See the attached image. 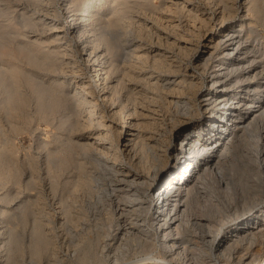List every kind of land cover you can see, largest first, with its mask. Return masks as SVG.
Segmentation results:
<instances>
[{"label":"bare ground","instance_id":"6f19581e","mask_svg":"<svg viewBox=\"0 0 264 264\" xmlns=\"http://www.w3.org/2000/svg\"><path fill=\"white\" fill-rule=\"evenodd\" d=\"M83 3L80 18V3L62 1L73 12L62 36L56 27L54 36L17 45L33 69L0 64L1 109L10 113L30 103L36 122L52 121L62 110L57 124L65 132L59 144L41 145L50 146L42 161L55 207L46 202L36 164L25 181L17 173L19 202L0 209V217L6 223L19 212L22 227L31 212V227L18 243L17 230L0 225V264H24V255L39 264L48 252L55 264L264 260V37L256 27L264 25V0H162L173 10L167 21L182 24L184 36L161 34L157 24V40L149 43L118 35L129 28L131 9H154L149 0ZM67 36L82 44L93 82L78 78L68 43L50 49L42 40ZM61 179L65 191L56 198ZM56 230L65 233L66 253L55 247ZM139 252L158 259L123 262Z\"/></svg>","mask_w":264,"mask_h":264},{"label":"rangeland","instance_id":"374dc122","mask_svg":"<svg viewBox=\"0 0 264 264\" xmlns=\"http://www.w3.org/2000/svg\"><path fill=\"white\" fill-rule=\"evenodd\" d=\"M62 1L63 0H48V1L47 0H0V10L4 11V14H2V16L0 17V64L1 65H4L5 67H9V68H14V69H19V66L26 68V69H29V70L33 69L31 66H29L25 63V61L23 60V58H24L23 54L24 53L19 50L17 45H19V43H22L28 39L33 40V39H37V38L41 39L44 37L49 38L48 35L50 36V34H51V36H54V31H55L56 27H57L56 30L62 31L58 34V37L62 36V34H64V33H66V28L68 26V21H69L68 16L73 14V12H72V9L70 10V9L65 8L62 4ZM75 1H77L78 3H80L82 5L80 8V11L78 13L80 16L81 11L85 9V4L83 3L84 0H75ZM161 2H162V0H160V3H159V0H149V3L151 4L152 7H154V9L153 8H142V7H140L141 9H139V7H136V9H135V7H134L135 11H134V9L133 10L131 9V11H133V12H131L132 18L134 17V15H137V16L141 17L143 20L140 21L141 22L140 25H138L137 22L135 23L136 24L135 25L131 21L132 18H130V20H128V22L130 23V25L128 26L129 28L126 27L128 30L125 28V30H127V32L125 30H123V28H119L121 33H118V35L124 36V34H125V36H126L128 34L130 37L135 38V39H137V38L141 39V41H144L145 43H149L150 41L152 42V40H154L153 42H155V40H157L156 38H157V35L159 32V30L157 31V29H156L157 24H158V26L160 27V33L161 34H163V31L166 30V32H169L175 36H176V34H177V36H181V35L184 36V34L182 32V24L178 23V25H176V28H177L176 29L174 27V24L173 23L170 24V22L167 21V19H166V17H168L169 14L170 15L173 14L172 8L171 9L169 8L168 10L165 9L168 7H166L165 5H164L165 6L164 7L163 3H161ZM68 10H70V12ZM163 10L166 13H164ZM157 11H161V13L159 12V14H158ZM25 13H27V14H25ZM100 13H98V15ZM27 16L32 17L33 20H27V22H26L25 17H27ZM82 16L83 15L81 14L80 18H82ZM39 20H43L44 22H38ZM31 21H32V25H31V23L29 24V22H31ZM33 22H35L36 24ZM137 27H139V28H137ZM256 27L258 29L259 34L262 35V37H264V25L260 26V23H259V24H257ZM114 31H116V29ZM122 32H124V33L122 34ZM151 34H152V36H151ZM13 36H15V38L12 39ZM185 36L188 37L189 35H185ZM151 38H152V40H151ZM42 40H46L44 42V44L47 45L48 47H50V49H51V47L53 48L55 45H60L62 47H67L69 45L68 46V48H70L69 50L73 52V53L72 52L71 53H72L73 57L75 58V60H77V61H75L76 62L75 65L77 67V73H79V75H80V76H78V78L79 79H87L88 78L92 82L94 81V79L90 75L91 69H92L91 66L82 60V57L80 54L82 44L79 43V41H77V39L76 40L71 39L70 37L67 36V38H64V39L59 38V40H58L59 43H57V40L56 41H50L52 39H42ZM162 40H164V39H162ZM60 41H62V42H60ZM63 42L66 44L64 45ZM67 43H68V45H67ZM77 64H79V65H77ZM149 66L151 68V61H147L146 69H149ZM78 68L79 69L81 68V69L79 70ZM18 90H19V87H18ZM23 90H24V88H23ZM25 94L27 95V97L26 96L25 97L27 99H30L29 91H27ZM28 107L31 108L30 103L29 104L28 103L23 104L20 106L18 104L16 106V109L11 111L10 113H5L0 107V131L2 130L0 132V150L1 151L3 150L4 154L2 153V156L4 155L3 156L4 158L2 157V159L5 160V161L4 160L3 161L6 163L5 166H6V169L8 170V175H7L8 177L2 176V177H4V178H2L0 176V180H1L0 181V188H1L0 189V196L7 194L8 198H11L14 195L12 197V199H13L12 201H11V199H10V201L8 199V201L10 203H8V201L6 202L7 198H6V200L5 199L0 200L1 203L3 201L5 202V205H4V203H2L3 205L0 204V209H5L6 212H8L9 208L12 205H14V203H18L19 199H20L19 198V187H18V185L21 182L19 181V177H18L19 174H17V173H19V171L20 172L22 171V174H21L22 176H20V179L22 181H25L27 178L26 176H28V172H29L28 171L29 169H27V168H30L31 166H33V164H34V166L36 164V167L39 168V172H38L39 178L44 180V181L42 180L43 181V183H42L43 187L42 188H43V192L46 194V195L44 194V196H45L47 204L49 205L50 208L55 207V205L54 206L52 205L53 204V201H52V199H53L52 195L53 194L49 193L50 190L47 189L48 186H46V182H48V179L46 178V173H45L46 162L44 163L43 161L46 159V156H47L46 154H48L45 152L48 149V147H50L51 144H53L55 141L58 143L55 142L54 145L59 144L61 142V140L64 139L63 136L65 137V132H62L63 129L60 128L57 124V123H59V119L61 117H63L64 113L62 110H59V111L57 110V112H55V115H54V117H55L54 120L52 119V121H43V120L37 119V122H36L37 116L35 115L33 109H29ZM22 112H23V114H22ZM27 112H28V114H29V112L31 114V115L29 114L30 119L28 118L29 116H28ZM21 116H23V117H21ZM25 116H26V118H25ZM58 116H59V118H58ZM32 118H33V120H32ZM26 120L27 121L30 120V121L27 122ZM7 122L10 124H8ZM13 123H14V125H13ZM15 123L19 127L15 126ZM55 135H58V136H55ZM54 136L57 139H55ZM59 136H61L62 138H60ZM3 137H4L5 141L3 140ZM5 138H7V140L10 141V143H8V141H6ZM59 138H60V140H59ZM53 139L55 140L54 142H53ZM42 141H45L46 144L48 142V144L50 146L47 145L48 146V147H46L47 149H44L43 147H41V145L45 142L42 143ZM2 142H4L5 144H3ZM6 142H7L8 146H7ZM5 145H6V148L7 147H10V148L6 149ZM54 145H52V146H54ZM8 149H10L12 152L9 151ZM7 151H9V152H7ZM235 151H236L235 152L236 154L237 153L240 154V152L238 150H235ZM47 152H48V150H47ZM5 153L7 156H5ZM10 157H12L11 159L13 161H15L14 163H12L13 161L11 162ZM231 160L234 161V158L232 156H230V161ZM33 161L36 163H34ZM28 162H29V164H28ZM29 165H31V166H29ZM14 169H16V170H14ZM13 171H18V172H15L17 176L15 175V173H13ZM13 174H14V176H13ZM50 176H51V178H53L52 175H50ZM44 178L47 180H45ZM62 179L60 180V185H58L59 188L57 191L56 198H59L60 197L59 194L62 195V194H64V191H65V189L64 190L62 189V187H63L62 186V183H63ZM6 185H7V187H5ZM6 191L9 192L12 196H10V194H8ZM33 191H34V189H30L29 193H32ZM15 195H16V197H15ZM48 205H47V207H48ZM260 207L261 206L257 207L254 211H257L258 209H260ZM17 210L19 211V209H17ZM17 210H16V213L18 212ZM9 212L11 214V212H13V211H9ZM10 214L8 215V217L10 216ZM12 214H14V213H12ZM16 215H17L16 219H14L15 215L14 216L12 215L13 220L10 219L11 216L9 217V219L7 218L9 221L6 219L7 220V221L5 220L6 223H4V220H1V217H0V223H1L0 225L1 226L3 225V227L6 225L4 228H2L1 231H4V229H7V230L8 229L9 230L10 229H16L17 230V231H15V233L17 235L16 239H17V242L19 243L18 237H20L21 235H24V233H25V235H24L25 239L28 238L27 234H28L30 227H31L30 219L32 220V217H30V216H32V213L31 212L27 213L28 222L26 223V225L23 224L22 227L24 229L21 227V225L19 226V220H18L19 219L18 218L19 212ZM10 220H12V221H10ZM14 220H16V221H14ZM27 224H28V226L30 225L29 230H28ZM15 225H16L15 228H10V227H14ZM57 228L58 227H56L55 229H57ZM24 230L28 231L27 234ZM56 231L58 233L57 234L58 242H57L55 247L58 251L60 250L61 252L66 253L67 252V249H66L67 243L65 240V233H64V231H60V230H56ZM49 254H50V252L41 256L40 259L37 260V261H39L37 263H39V264H55L53 257H50ZM131 255L132 254H130V257L128 256V258H126L123 262H125L126 260H128V262L129 261L133 262V260L138 262V259H139V261H141V260L145 261V260L149 259L150 257L153 260H154V258L158 259V256L156 254H153L152 256H154V257H152V256H150V254H145L143 252H139V253L135 254L134 256L133 255L131 256ZM27 256L28 255H24L22 257L24 264L30 263L27 260V259H29V258H27ZM16 257L18 258V259L16 258V260H17L16 262H20L21 258H19V255H17ZM110 264H112V263H110ZM257 264H264V260L261 259L260 262Z\"/></svg>","mask_w":264,"mask_h":264}]
</instances>
